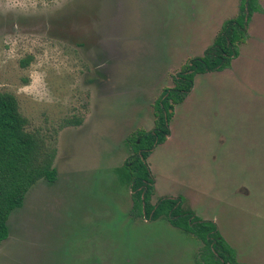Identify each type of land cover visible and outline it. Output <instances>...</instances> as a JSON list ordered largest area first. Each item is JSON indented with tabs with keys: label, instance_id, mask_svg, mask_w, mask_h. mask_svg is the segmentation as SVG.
Listing matches in <instances>:
<instances>
[{
	"label": "rangeland",
	"instance_id": "obj_1",
	"mask_svg": "<svg viewBox=\"0 0 264 264\" xmlns=\"http://www.w3.org/2000/svg\"><path fill=\"white\" fill-rule=\"evenodd\" d=\"M239 3L0 0V91L16 96L29 129L57 130L50 140L56 180H37L11 212L0 264H214L193 234L164 217L143 224L134 215L142 208H132L123 160L128 136L152 126L172 74L202 55ZM258 3L262 13L251 15L230 68L197 75L193 110L175 117L179 133L147 160L154 172L185 178L167 192L192 217L209 219L244 264H264V0ZM140 47L145 57L130 62ZM67 118L81 123L60 127Z\"/></svg>",
	"mask_w": 264,
	"mask_h": 264
},
{
	"label": "trees",
	"instance_id": "obj_2",
	"mask_svg": "<svg viewBox=\"0 0 264 264\" xmlns=\"http://www.w3.org/2000/svg\"><path fill=\"white\" fill-rule=\"evenodd\" d=\"M261 10L258 0H240L238 14L223 23L213 44L201 57L189 60L174 76V86L161 93L156 106L160 112L157 125L162 128V132L167 133L164 117L169 118L171 113L168 110L172 109V103L181 101L190 91L194 74L229 67L231 60L238 55L240 44L247 38V23L252 13ZM29 61L30 58L26 57L21 59L20 64L25 67ZM169 100L172 103H169ZM80 123V118H67L60 127ZM28 124V119L20 111L16 96L9 91H0V242L8 237L7 220L13 210L22 206L29 188L39 179L53 182L57 177L53 165L56 147L50 142L57 130L45 133L38 128L29 129ZM155 137L157 141L164 139L160 132L154 131V135L151 132H143L139 143L134 144V149L140 150V154L136 157V168L132 170L137 176L132 188L137 189L144 185V188L141 186V191L145 192L147 216L156 217L166 209L164 214L171 217L178 213L173 209V199H162L153 210L147 202L150 187L147 185L148 170L142 159L153 147ZM141 179H144V182ZM141 201L140 198L136 200V206L140 205ZM171 221L179 223L178 219L172 218ZM184 227L208 247L214 264H243L235 260L233 249L211 223L197 221L194 225L185 224Z\"/></svg>",
	"mask_w": 264,
	"mask_h": 264
},
{
	"label": "flooded vegetation",
	"instance_id": "obj_3",
	"mask_svg": "<svg viewBox=\"0 0 264 264\" xmlns=\"http://www.w3.org/2000/svg\"><path fill=\"white\" fill-rule=\"evenodd\" d=\"M238 9H239V7H238ZM262 9V8H261ZM256 13H262L261 11H255ZM255 12H253V13H255ZM252 13V14H253ZM232 19V18H231ZM229 20V19H228ZM227 21V20H226ZM224 23V22H223ZM223 25V24H222ZM222 25H221V27H222ZM220 27V28H221ZM220 28L218 29V31H217V33H216V35H215V37H214V39H213V41H212V43L208 46V47H210L212 44H213V42H214V40H215V38H216V36H217V34H218V32H219V30H220ZM207 47V48H208ZM206 48V49H207ZM205 49V50H206ZM205 50L202 52V55L204 54V52H205ZM202 55H200V56H198V57H201ZM198 57H192V58H188L186 61H185V63H184V65L186 64V63H188L189 62V60H191V59H195V58H198ZM236 57H234L232 60H231V62H230V65H229V67H226V68H224V69H221V70H210V71H202V72H196L195 74H194V76H193V82H194V78L197 76V75H200V74H204V73H210V72H221V71H224V70H226V69H229L230 68V66L232 65V61L235 59ZM183 65V66H184ZM182 66V67H183ZM181 67V68H182ZM181 68L178 70V71H176L175 72V74L173 75L172 74V78H171V82H172V86H169V87H165V88H163V90L160 92V95H159V97L156 99V101H155V104L154 105H156L157 106V104H158V101H159V98H160V96H161V93L166 89V88H172L173 86H174V76H176L177 75V73L181 70ZM193 82H192V86H193ZM192 88V87H191ZM191 90V89H190ZM188 93H186L185 95H184V97L182 98V100L186 97V95H187ZM182 100L181 101H179V102H177V103H172V101L171 100H169V103H172V109H169L168 111L171 113V116L168 118V117H164V119H165V122H164V128L167 130V133H164V132H162V128L161 127H159V125H157V123H158V116L160 115V112H159V110L156 108V107H154L153 108V115H152V126L150 127V128H147V129H140V130H138L137 132L135 131L134 133H131V135L130 136H128V148H127V151H128V155L126 156V158L123 160L124 162H123V165L124 166H128L129 165V170H130V172H129V184H130V193H131V195H132V197H133V204H132V208L133 209H137V207H139V206H141V208L142 209H140V211H138V212H136V214H134L135 216H137V217H142L143 218V221H141L143 224H145V223H150V222H152V221H156L157 219H159L160 217H164L166 220H167V222L169 223V224H171V225H173L174 227H177V228H179V229H183V230H185V231H187V232H189V233H191V234H193L192 232H190V231H188V230H186L185 229V227H184V225L185 224H187V225H194V223H196L197 221H199V222H209V223H211L210 221H208L209 219H204V220H202V219H196V218H194V217H192L191 215V213H189L188 211H184V210H182L181 208H180V200H179V198H178V196H175V195H161V194H159V192L155 189V178H154V175H155V173L156 172H154L153 170H152V168H151V166H150V163H149V161L147 162V160L148 159H150V155L153 153V151L156 149V147L159 145V144H163L165 141H166V139H167V137L169 136V134H170V127H171V125H172V121H173V117H174V114H175V111H176V106L179 104V103H181L182 102ZM161 111H162V109H161ZM163 113V112H162ZM154 131H157V132H160L163 136H164V139L163 140H161V141H157V137H155V141L153 142V147L150 149V151H148V153H147V155H146V157L144 158V159H142V161H143V163L145 164V166H146V168H147V170H148V175H147V177H148V180H147V185H149V187H150V190H149V194H148V196H147V202H148V204L150 205V206H152L153 208H151L152 210L154 209V208H156V206H157V204L162 200V199H164V198H170V199H173L174 200V206H173V209H175V210H177L178 211V213H175L173 216H171L170 217V215H165L164 213V211L166 210H164V211H162V213H160L158 216H156V217H151V216H147L146 214H145V209H146V206H145V203H144V198H145V192L144 191H141V188L143 187L144 188V185H141V186H139L137 189H133L132 188V185H133V183H134V179L135 178H137V176H135V172H133L132 170L133 169H135L136 167H135V162H136V160H137V156H139V154H140V150L139 151H136L135 149H134V144H138L139 143V138H140V136H141V133H147V132H151L153 135H154ZM133 140V141H132ZM143 182H144V179H141ZM139 191H141L140 192V194H138V192ZM141 199L142 201V203L140 204V205H138V206H136V204H135V202H136V200H138V199ZM173 209H171V210H173ZM141 212V213H140ZM189 214V215H188ZM132 217H133V215H132ZM172 218L173 219H178V221H179V223L178 224H176V223H174L173 221H171L172 220ZM212 224V223H211ZM213 225V224H212ZM217 230V229H216ZM219 234V233H218ZM194 235V234H193ZM220 235V234H219ZM195 236V235H194ZM221 236V235H220ZM222 237V236H221ZM197 238V237H196ZM198 240H200L199 238H197ZM224 239V238H223ZM225 240V239H224ZM201 241V240H200ZM226 241V240H225ZM201 243H202V245L204 246V243L201 241ZM229 245V244H228ZM234 252V251H233ZM234 257H235V254H234ZM236 260V259H235ZM244 264V263H243Z\"/></svg>",
	"mask_w": 264,
	"mask_h": 264
},
{
	"label": "crops",
	"instance_id": "obj_4",
	"mask_svg": "<svg viewBox=\"0 0 264 264\" xmlns=\"http://www.w3.org/2000/svg\"><path fill=\"white\" fill-rule=\"evenodd\" d=\"M146 48H148L147 45H146ZM142 50L144 51L143 47H142ZM142 53L143 52L141 51V47H140V50L138 51V53H132V57L130 58V62H131L132 59L133 60L136 59V57L137 58L145 57V54H142ZM213 73L214 72H210V73H204V74H200V75H206L205 77H210ZM217 73H219V72H217ZM198 77H200V76H197V77L194 78V82H193V86H192L191 90L188 92V94L182 100V102L179 103L176 106V111H175V114H174V117H173V121H174L176 116H178L179 118H182V113L183 112L187 113V112L193 110L194 95H195L196 89L198 88V86H197ZM205 79L207 80L208 78H205ZM178 123L179 122L177 120V121L174 122V125H171L170 134H169V136L167 137L166 141L163 144L171 143L172 139L176 136V134L179 133L178 132V128H177ZM154 151H153V153H154ZM151 155H150V158H151ZM178 164H179V162L174 164V167L177 166ZM152 170H153V168H152ZM154 178H155V189L161 195H174V193L167 192V187L168 186H173V182H176V183L180 184V183H182L185 180V178L183 176H181L179 173H172L171 175H169L163 170L162 171H156V173L154 175ZM249 192L250 191L248 190L247 193H249ZM240 193H243L244 195L247 194V193H245V191H242ZM240 195H238V196H240ZM240 197H242V196H240ZM242 199H244V198L242 197Z\"/></svg>",
	"mask_w": 264,
	"mask_h": 264
}]
</instances>
